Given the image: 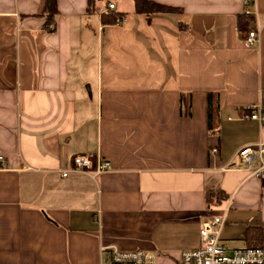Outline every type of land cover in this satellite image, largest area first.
<instances>
[{"label": "crops", "instance_id": "0c3cea01", "mask_svg": "<svg viewBox=\"0 0 264 264\" xmlns=\"http://www.w3.org/2000/svg\"><path fill=\"white\" fill-rule=\"evenodd\" d=\"M98 1L58 0L47 29L45 0H0V264H110L113 246L180 264L209 213L224 216L228 246L245 247L250 226L264 246V182L236 159L264 141L245 109L264 111V0L245 28L244 0H155L179 10L152 18L133 0ZM114 11L127 12L123 24L104 22ZM78 155L93 168L72 171ZM101 159L112 169L95 175ZM210 189L229 198L211 209Z\"/></svg>", "mask_w": 264, "mask_h": 264}, {"label": "built area", "instance_id": "2783aa9c", "mask_svg": "<svg viewBox=\"0 0 264 264\" xmlns=\"http://www.w3.org/2000/svg\"><path fill=\"white\" fill-rule=\"evenodd\" d=\"M245 12L253 14V6L256 0H244ZM115 3L110 2L108 9H115ZM124 17H118L116 25L123 24ZM246 42L249 45L258 43L259 30L248 31ZM249 117L259 121L264 125V111L259 105H250L245 108ZM213 153L218 152V148H213ZM236 159L245 164L244 169L249 177H258L264 182V141L257 144L243 146L236 154ZM4 162V157L0 156V163ZM93 168V161L84 156L78 155L74 158L72 171H88ZM112 169L110 161L101 159L98 162L95 175L102 174ZM70 171H64L63 176H68ZM225 218L216 213L205 215L201 222L200 237L201 247L182 251L180 264H264L263 247H237L232 248L222 239L221 232ZM106 247L103 248V252ZM110 264H155L154 257L145 250H121L116 246L111 248L108 256Z\"/></svg>", "mask_w": 264, "mask_h": 264}, {"label": "trees", "instance_id": "16d2710c", "mask_svg": "<svg viewBox=\"0 0 264 264\" xmlns=\"http://www.w3.org/2000/svg\"><path fill=\"white\" fill-rule=\"evenodd\" d=\"M89 10L96 7V1L89 3ZM177 7L165 5L155 0H133V11L136 14L144 15L152 18L159 14L168 12H176ZM58 0H45L44 11L41 16L46 17L45 27L52 28L55 25V17L58 14ZM124 11L105 12L102 18L107 24H115L118 17L126 18ZM254 22V17L251 14L243 13L238 18L239 26L242 28L248 27ZM220 95L217 91H210L208 93V125L211 132H216L219 129L220 119ZM192 109L191 95L187 93L181 94L180 112L182 116H190ZM229 196L223 189H210L206 193V200L212 209V206L222 203L228 199ZM263 238V231L261 227L250 226L245 232V247H263L261 240Z\"/></svg>", "mask_w": 264, "mask_h": 264}, {"label": "rangeland", "instance_id": "374dc122", "mask_svg": "<svg viewBox=\"0 0 264 264\" xmlns=\"http://www.w3.org/2000/svg\"><path fill=\"white\" fill-rule=\"evenodd\" d=\"M115 2L118 4L119 8H125V1L124 0H99L98 1V6L100 7V9L105 8L107 6V4H109V2ZM97 14V13H96ZM95 17H98V15H95ZM95 28H97V25H94ZM92 33H94V31H92ZM91 37L93 38L94 34H90ZM96 50H92V54L94 51H96V53L98 52V46L95 48ZM96 58V55H95Z\"/></svg>", "mask_w": 264, "mask_h": 264}]
</instances>
